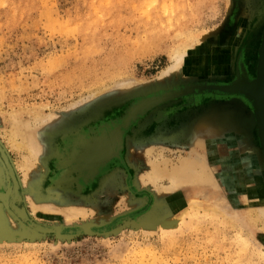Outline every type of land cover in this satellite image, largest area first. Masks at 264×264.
Masks as SVG:
<instances>
[{
    "label": "rangeland",
    "instance_id": "obj_1",
    "mask_svg": "<svg viewBox=\"0 0 264 264\" xmlns=\"http://www.w3.org/2000/svg\"><path fill=\"white\" fill-rule=\"evenodd\" d=\"M180 36L203 38L161 76ZM263 45L264 0H0V144L18 206L63 233L9 211L0 162V264H264L260 116L238 89ZM194 160L210 186L152 177Z\"/></svg>",
    "mask_w": 264,
    "mask_h": 264
},
{
    "label": "bare ground",
    "instance_id": "obj_2",
    "mask_svg": "<svg viewBox=\"0 0 264 264\" xmlns=\"http://www.w3.org/2000/svg\"><path fill=\"white\" fill-rule=\"evenodd\" d=\"M179 34L182 35V31L180 32L179 31ZM188 35V34H187ZM202 36H199V37H195V38H189V37H184V38H181L180 36V40L182 42V39L184 40L182 43H179V45L174 49L172 50V54L170 53V60L171 64L165 68V70H163L161 72V76L163 75H167V74H170V72H174V71H179L180 70V67L182 65H184V61L187 60V55H188V50L190 48H192L195 44L199 43L201 40H202ZM208 39V38H207ZM208 42V41H207ZM216 44V43H215ZM222 46V45H221ZM211 47V46H210ZM209 47V48H210ZM203 48V47H201ZM214 51V50H213ZM215 52V51H214ZM210 51H208V54L207 55H210ZM207 55H204L202 56L203 57V64H196L194 61L189 62V60L187 61V64L189 66V63H194L195 65L193 66L194 68H198L199 66H204V64L207 63V61L205 60L207 58ZM189 57V56H188ZM169 60V59H168ZM198 58L196 59V62ZM212 60V59H211ZM201 63V62H200ZM198 66V67H197ZM223 66V65H222ZM186 67V66H185ZM191 67V65L189 66V68ZM226 67V66H225ZM192 69V67H191ZM227 69V68H226ZM127 85V84H126ZM239 85V84H238ZM241 83H240V86H238L240 90H244L247 94L251 95V96H256L258 101L260 102V105H261V108H262V112H263V116H264V45L262 47V52H261V56H259V68H258V79L256 82H252L250 83L249 85H243L244 87H241ZM235 90V89H234ZM260 108V109H261ZM261 112V113H262ZM263 122H264V117H263ZM15 124V123H14ZM12 124V125H14ZM20 124V123H19ZM13 127V126H12ZM24 131V130H23ZM26 134V133H25ZM27 135V134H26ZM30 135V134H28ZM262 135H263V138H264V123H263V129H262ZM31 136V135H30ZM28 138V137H27ZM32 138V137H31ZM11 139V138H10ZM14 139V137H13ZM30 139V138H28ZM34 139V138H33ZM31 143V142H30ZM36 141L33 143L35 144ZM31 143V145H33ZM20 145H22L21 143L18 145H16L17 147H19ZM25 146V145H24ZM23 145L21 147H24ZM36 146V145H35ZM19 147V148H21ZM27 147V146H26ZM25 147V148H26ZM32 148H35L34 146ZM33 150V149H32ZM35 150V149H34ZM29 151V150H27ZM34 153V152H33ZM28 154V152H27ZM26 154V155H27ZM37 154V153H36ZM35 155V154H34ZM264 155V154H263ZM27 156H31L32 155H27ZM36 156V155H35ZM34 156V158H36ZM26 157V156H25ZM23 158L24 160H28L27 157L26 158ZM28 157V158H29ZM33 158V159H34ZM262 159V158H261ZM264 159V158H263ZM24 160H23V163H24ZM25 160V161H26ZM32 160V159H31ZM30 161V159L28 160ZM33 161V160H32ZM195 160L194 161H186V162H182L179 166L177 165V167L173 170H171L170 172H167L165 173L164 171H162V169L160 167L157 166V168L155 167L153 169V175L152 177L155 178V179H159L163 176H168L170 182H171V185L173 187H179V186H193V187H201V186H210L208 184H210L212 181V176H210V173H208V169H205V167L203 165L199 166V169L197 167V170H196V165L194 164ZM13 163V162H11ZM31 162H28L27 165H30ZM13 165V164H12ZM27 165H23L25 168ZM14 166V165H13ZM15 167V166H14ZM16 171V170H15ZM214 180V179H213ZM215 182V180H214ZM212 186V185H211ZM202 188V187H201ZM198 190V189H197ZM195 191V190H194ZM253 197L256 196V197H259V194L258 195H252ZM258 199V198H257ZM255 199V200H257ZM260 201L261 200H264V197H261L259 199ZM41 209V208H40ZM254 208H252L253 210ZM51 210V209H49ZM256 211H251L250 213L252 214L253 216V219L259 223V225L261 224V228L264 230V206H262L261 208H255ZM46 211V209H45ZM48 211V210H47ZM51 212V211H49ZM185 211H183L182 214H184ZM65 214V217L66 219H70V218H74L76 216V214L74 212H69V213H64ZM174 215V214H173ZM172 215V216H173ZM180 218V217H179ZM174 220V219H173ZM239 219H236V223L235 225L233 224L234 227H236L237 231H238V235L239 236H243L244 240H246V235H245V231L243 229V227L239 224H241ZM247 241V240H246Z\"/></svg>",
    "mask_w": 264,
    "mask_h": 264
},
{
    "label": "water",
    "instance_id": "obj_3",
    "mask_svg": "<svg viewBox=\"0 0 264 264\" xmlns=\"http://www.w3.org/2000/svg\"><path fill=\"white\" fill-rule=\"evenodd\" d=\"M258 105V112H259V116H260V135H261V140H262V145L264 147V138L262 135V129H263V112L261 111V105L260 102L258 101L257 97L254 96ZM261 108V109H260ZM262 112V113H261ZM0 162L3 166V168L6 171V174L9 178V181L11 183V190H10V194H9V199H8V209L9 211L25 226H27V228H29L30 230H33L34 232L38 233V234H42V235H52V236H62V231L59 228H55V229H50V228H46L43 226H40L38 224H36L35 222H33L26 210L21 207L18 206L19 203L22 202V196L20 194V185L19 182L16 178V174L14 171V168L12 166V164L10 163V160L8 158V155L6 154L4 148L2 147V145L0 144ZM86 231H88V229H86Z\"/></svg>",
    "mask_w": 264,
    "mask_h": 264
}]
</instances>
